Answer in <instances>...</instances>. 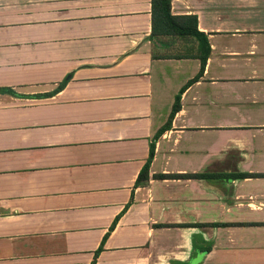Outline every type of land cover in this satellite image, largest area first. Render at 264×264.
Wrapping results in <instances>:
<instances>
[{
	"label": "crops",
	"instance_id": "obj_1",
	"mask_svg": "<svg viewBox=\"0 0 264 264\" xmlns=\"http://www.w3.org/2000/svg\"><path fill=\"white\" fill-rule=\"evenodd\" d=\"M151 3L0 0V264H264V0Z\"/></svg>",
	"mask_w": 264,
	"mask_h": 264
},
{
	"label": "trees",
	"instance_id": "obj_2",
	"mask_svg": "<svg viewBox=\"0 0 264 264\" xmlns=\"http://www.w3.org/2000/svg\"><path fill=\"white\" fill-rule=\"evenodd\" d=\"M170 1L171 0H152V34L153 35H167V34H176V35H192L199 41V49H200V58H201V69L203 66V63L205 61L207 52L209 50V46L207 44V40L205 36L197 29V20L196 17L191 15L186 16H174L170 12ZM201 71V70H200ZM70 79L69 75H66L58 84L55 86V88L51 92L43 93V94H37V96H48L52 93L60 90L64 87V85L67 83V81ZM187 84H185L179 91V93L175 97V101L172 105L171 112L169 114V120L175 113V111L178 109L179 106V97L182 90L185 88ZM0 93H8L10 95H22L11 89L7 86H0ZM164 129V126H162L155 134V137ZM152 153V152H151ZM147 170V162L143 166L138 178L139 180L142 177H145ZM158 176H164L163 174H160ZM115 222L111 223L110 228L114 226ZM105 239V236L103 240ZM102 240V243H103ZM102 243H100L99 247L95 251L94 259L90 264L94 263V260L99 253V251L102 249Z\"/></svg>",
	"mask_w": 264,
	"mask_h": 264
}]
</instances>
